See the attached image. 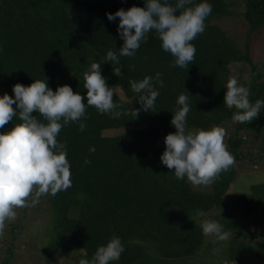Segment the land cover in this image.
Returning <instances> with one entry per match:
<instances>
[{
    "label": "trees",
    "instance_id": "trees-1",
    "mask_svg": "<svg viewBox=\"0 0 264 264\" xmlns=\"http://www.w3.org/2000/svg\"><path fill=\"white\" fill-rule=\"evenodd\" d=\"M228 1L193 0L194 4L210 3L212 12L205 20V31L191 42L196 54L188 68L171 67L175 58L163 51L162 42L150 31L134 58L120 57L123 67L117 77L113 68L120 65L105 57L124 42L117 33L119 18L110 22L106 14L133 6L143 8L145 0H0V97L7 93L14 98L15 84L30 86L44 77L53 92L68 85L85 97L88 118L80 121L86 124L85 130H79V122H70L57 137L58 142H66L72 184L52 195L51 216L44 229L48 242L40 250L44 261L49 262L58 252L91 260L98 247L106 245L113 235L121 238L125 251L110 264L184 261L194 257L204 242L199 213L213 207L223 208L226 217L220 223L229 230L237 229L232 219L238 211L250 215L258 210L259 222L264 224V183L253 185L250 193L226 195L238 176L235 164L247 158L239 150L246 139L240 133L260 131L264 154V107L252 121L236 122L234 133L226 139L235 164L220 173L209 191H194L186 178L177 180L174 170L160 160L165 137L176 131L171 120L178 107L176 101L185 91L192 107L187 115L188 127L208 130L232 119L237 109L224 105L229 63L250 66L248 78L240 85L250 87L251 103L264 100V74L252 59L248 41L251 35L264 31V0H241V15L249 25L243 50L212 22L233 14L227 10ZM169 3L174 5L176 0ZM94 62L101 64L102 76L114 88V103L121 105L118 119L87 105L83 74ZM157 72L162 74L164 87L156 86L160 95L154 109L139 111L135 116L134 110L141 108L140 93L132 90L129 81L155 77ZM33 115L47 123L38 113ZM19 123L18 116L14 117L6 124V131ZM118 129L127 131L103 135L106 130ZM91 147H95L94 153L89 152ZM85 158L91 163L85 165ZM261 159L264 156L257 161ZM19 209L22 215L9 228L10 245L16 238L12 229L18 228L17 233L23 230L19 224L26 218L27 207ZM258 235L259 249L238 237L231 239L225 245V260L264 258V232ZM12 256L13 250L8 248L0 264H7Z\"/></svg>",
    "mask_w": 264,
    "mask_h": 264
},
{
    "label": "clouds",
    "instance_id": "clouds-1",
    "mask_svg": "<svg viewBox=\"0 0 264 264\" xmlns=\"http://www.w3.org/2000/svg\"><path fill=\"white\" fill-rule=\"evenodd\" d=\"M211 12L212 5L207 2L194 4L193 0H176L173 5L169 0H145L143 8L133 6L127 11L121 8L114 14L108 13L110 22L119 18L117 33L124 43L117 51L109 50L105 59L120 65L113 68L114 75L119 77L123 67L120 57L134 58L141 43L147 42L148 33L154 31L162 42L163 51L175 58L170 66L188 68L196 54L191 42L205 31V20ZM130 70L134 71L135 66L131 65ZM161 76L157 72L155 77L129 81L132 90L140 93L141 108L134 110L135 116L139 111L154 109L160 95L156 86L164 87ZM83 79L87 105L95 107L100 114L118 119L121 105L114 103V88H110L102 76L101 64L92 63ZM12 91L14 98L7 93L0 97V128L17 116L21 123L0 133V236L4 234L6 222L17 218L16 209L34 207L41 196L49 193L55 196L71 187L66 142H58L57 137L70 122H79V130L83 132L86 124L80 122L81 118H88L84 96L74 93L68 85L53 92L46 77L35 80L30 86L17 83ZM185 93L176 101L178 107L171 120L176 131L165 137L160 160L169 170H174L177 180L187 178L194 186H208L235 164V157L224 143L226 130L223 127L188 130L187 115L192 107L190 95ZM249 97L250 87L239 85L234 77L229 78L224 105L237 109L232 116L234 122H250L264 107V100L258 99L253 104ZM34 112L47 123L33 115ZM89 152L94 153L95 147ZM90 163L85 158L84 164ZM199 215L205 213L201 211ZM201 228L203 235H214L218 241H226L231 235L214 220H204ZM124 251L121 238L113 235L106 245L98 247L91 260L81 259L79 264H110L118 261Z\"/></svg>",
    "mask_w": 264,
    "mask_h": 264
},
{
    "label": "rangeland",
    "instance_id": "rangeland-1",
    "mask_svg": "<svg viewBox=\"0 0 264 264\" xmlns=\"http://www.w3.org/2000/svg\"><path fill=\"white\" fill-rule=\"evenodd\" d=\"M228 2L227 10L233 14L222 16L220 19H213L212 22L226 31L233 44L238 49L243 50L246 42L247 30L249 28V25L245 22L241 15L243 3L241 0H235V2H233V0H229ZM248 41H250L249 49L252 59L255 65L264 74V31L262 30L260 34L251 35ZM249 74L250 66L246 63H229L227 77L236 78L239 85L248 78ZM235 125L236 122H234L233 119L226 120V122L219 125H213L223 127L226 130L224 143L227 145V150L228 143L226 142V139L229 135L234 133L236 128ZM6 128V125L4 128H0V133L5 132ZM195 129L199 128L188 127L189 131ZM123 131H127V129L106 130L103 132V135L113 136ZM243 132L244 131L239 133L245 135L244 137L246 139H244V143L240 146L239 150L246 155L247 158L240 161L238 160L235 164L238 176L230 185L231 187L226 193L227 196H232L239 192L250 193L253 185L264 183V159L257 161L259 157L264 156L261 152L262 142L260 141V135H262V133L260 131H248L247 134ZM185 181L194 191L207 192L211 188L210 185L194 186L187 180V178ZM51 201L52 195L49 193L41 196L39 203H37L34 207H27L25 213L26 218L19 224V226H23V230L17 233L18 228L12 229L13 233H16L15 240L11 242L12 245L8 244V241L12 236L9 228L11 224L16 221V219L14 221L6 222L4 234L0 236V259L7 257V249L11 248L14 256L8 257L7 264H79L82 256H78L74 259L72 254L69 252H58L56 256L49 260V262L44 261L41 257L40 250L48 242V238L44 234V229L47 227L46 225L50 220L51 214L49 204ZM30 202L31 201L29 200V203ZM16 212L17 216L22 215L19 208L16 209ZM225 217L226 215L222 207H213L207 211L204 216H200L199 220L201 222L204 220H214L220 223V219ZM260 217L261 213L258 210L253 211L250 215L240 211L235 212L232 220L237 225V229L229 230L228 228L223 227L220 223L224 231L231 233L228 240L218 241L214 235L204 236V242L194 257H189V259L184 261L172 262L171 264H264V258H252L242 262H230L225 260L224 254L226 243H229L231 239H235L237 237L239 241L249 243L250 246H253L255 249H259L261 241L258 234L260 232H264V224L259 222ZM238 232L252 235L251 237H244L243 235L238 234ZM151 251L153 252V250Z\"/></svg>",
    "mask_w": 264,
    "mask_h": 264
}]
</instances>
